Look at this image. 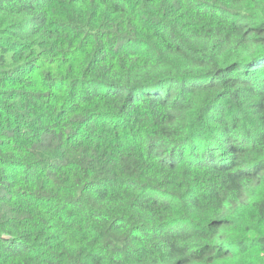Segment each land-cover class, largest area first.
I'll return each instance as SVG.
<instances>
[{
  "label": "trees",
  "instance_id": "16d2710c",
  "mask_svg": "<svg viewBox=\"0 0 264 264\" xmlns=\"http://www.w3.org/2000/svg\"><path fill=\"white\" fill-rule=\"evenodd\" d=\"M0 264H264V0H0Z\"/></svg>",
  "mask_w": 264,
  "mask_h": 264
}]
</instances>
